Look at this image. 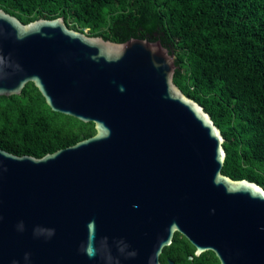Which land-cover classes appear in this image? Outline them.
Here are the masks:
<instances>
[{
	"label": "water",
	"instance_id": "1",
	"mask_svg": "<svg viewBox=\"0 0 264 264\" xmlns=\"http://www.w3.org/2000/svg\"><path fill=\"white\" fill-rule=\"evenodd\" d=\"M174 70L159 40L0 8V95L32 81L95 128L42 156L0 147V264H160L176 231L194 255L264 264V187L221 171L224 137Z\"/></svg>",
	"mask_w": 264,
	"mask_h": 264
},
{
	"label": "trees",
	"instance_id": "2",
	"mask_svg": "<svg viewBox=\"0 0 264 264\" xmlns=\"http://www.w3.org/2000/svg\"><path fill=\"white\" fill-rule=\"evenodd\" d=\"M0 8L24 23L62 16L68 27L112 41L159 40L173 55L174 82L224 137L221 171L264 187V0H0ZM94 133L92 121L52 110L32 81L0 95L7 151L42 156ZM194 249L176 231L160 264H220L212 250Z\"/></svg>",
	"mask_w": 264,
	"mask_h": 264
},
{
	"label": "rangeland",
	"instance_id": "3",
	"mask_svg": "<svg viewBox=\"0 0 264 264\" xmlns=\"http://www.w3.org/2000/svg\"><path fill=\"white\" fill-rule=\"evenodd\" d=\"M86 31V30H85Z\"/></svg>",
	"mask_w": 264,
	"mask_h": 264
}]
</instances>
